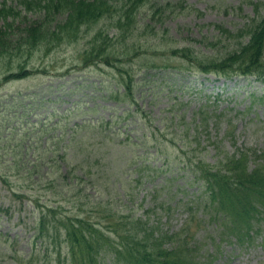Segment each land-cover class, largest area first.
I'll return each mask as SVG.
<instances>
[{
	"label": "rangeland",
	"instance_id": "obj_1",
	"mask_svg": "<svg viewBox=\"0 0 264 264\" xmlns=\"http://www.w3.org/2000/svg\"><path fill=\"white\" fill-rule=\"evenodd\" d=\"M3 1L13 3L0 0V4ZM155 1L176 4L152 24L159 32L157 39L150 32H140L138 52L126 65L133 68V80L139 84L134 91L135 105L108 94L117 77L113 69L82 64L80 54L88 34L49 51L36 49L27 59L7 63L0 59V264H46L44 256L37 254L38 245L29 259L24 258L34 248L30 200L38 196L41 202L52 203L59 200L54 190L61 192L65 201H85L87 197L83 212L99 200L114 212L127 213L131 208L136 216L143 208L156 206L150 219L160 220L161 230L176 231L187 223L201 262H208V255L216 250L211 264H264V221L248 246L222 241L217 247L215 224L203 225L206 219L201 210L189 217L188 212L172 213L165 210L168 204L159 205L176 191L168 201L171 206L182 196L183 178L172 174L175 167L167 172L149 170L147 165L160 168L162 161L155 156L158 147L154 139L147 146L141 142L142 138L160 136L183 138L174 136L176 122L179 128L183 123L191 128L202 122L201 113L206 112L209 128L199 127L198 136L207 149L199 147L192 156L213 163L235 147L264 154V82L250 76L226 78L202 73L169 55L182 47L216 56L232 51L235 43L217 27L241 28L255 16V5L264 7V0ZM147 10L146 6L141 10L143 18ZM20 60L36 73L21 80L1 81L7 74L1 66L16 70ZM141 64L154 67L148 71L141 69ZM81 125L84 127L79 128ZM175 144L179 147L180 140ZM18 152L15 165L12 158ZM170 158L172 165L182 163L172 152ZM29 169L30 175L24 174ZM69 171L68 178L59 175ZM195 189H189L188 194ZM13 191L24 195L16 197ZM65 201L59 202L70 207L71 202ZM99 213L91 216L102 217Z\"/></svg>",
	"mask_w": 264,
	"mask_h": 264
},
{
	"label": "trees",
	"instance_id": "obj_2",
	"mask_svg": "<svg viewBox=\"0 0 264 264\" xmlns=\"http://www.w3.org/2000/svg\"><path fill=\"white\" fill-rule=\"evenodd\" d=\"M173 4L176 3H156L155 0H13L11 4L3 1L0 4V59L5 63L12 59H27L36 49L49 51L61 43L78 41L83 33L88 34L90 38L80 54L82 64L113 69L117 77L108 94L115 100L135 105L134 91L139 84L133 80V68L126 65L138 52L140 32H150L151 37L157 39L159 32L152 24L160 21ZM145 6L148 10L143 18L141 10ZM263 9L255 5V16L234 31L217 27L220 34L235 43V48L224 55L197 54L190 47L174 48L169 55L183 59L190 69L202 73L226 78L233 74L250 76L264 82ZM28 13L34 18H28ZM109 30L113 31L112 35ZM1 67L2 73L7 72L1 79L3 82L21 80L36 73L21 60L16 70L6 69L7 64ZM151 67L154 66L141 64L144 70ZM148 71L146 75L152 77ZM201 114L202 122L191 128L187 123L179 128L176 122L174 136L183 138H142L141 142L146 146L154 139L158 147L155 156L162 161L160 168L149 165L147 168L167 172L175 167L172 174L183 178L184 193L173 206L168 201L173 200L178 191L159 203L168 204L166 211L182 210L191 217L201 210L206 219L201 223L215 224L219 236L217 247L223 241L226 244L236 242L242 248L255 239L259 233L257 226L264 221V163L261 162L264 154L235 147L232 153H223L213 163L192 156L199 147L205 152L207 149L202 144L203 138L198 136V129L209 128V117L206 112ZM149 134L151 136V132ZM175 140H180L179 147ZM169 151L182 163L172 165ZM19 155V152L13 154L15 165ZM30 170L24 174L30 175ZM59 175L68 178L71 171ZM191 188L196 189L188 194ZM12 193L16 197L24 195ZM54 194L59 195V200L52 203L41 202L38 196L30 200L34 209V248L24 256L26 259L35 252L36 245L37 254L44 256L46 264H211L215 257L216 250L208 255L206 263L197 259L199 247L190 241L187 223L176 231L161 230L160 220L156 223L150 219L156 206L149 205L136 216V211L131 208L127 213L114 212L112 206L99 200L83 212L89 201L87 197L85 201L82 198L71 202L65 201L61 192L54 190ZM60 200L71 202V206L66 207ZM95 211L102 217H92ZM158 212L161 214L162 210L158 208Z\"/></svg>",
	"mask_w": 264,
	"mask_h": 264
}]
</instances>
